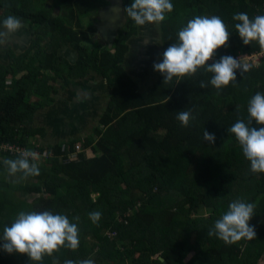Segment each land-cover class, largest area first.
<instances>
[{
  "label": "trees",
  "instance_id": "obj_1",
  "mask_svg": "<svg viewBox=\"0 0 264 264\" xmlns=\"http://www.w3.org/2000/svg\"><path fill=\"white\" fill-rule=\"evenodd\" d=\"M131 3L124 0L126 6ZM171 3L173 11L153 26L163 51L178 42V31L197 15L220 16L230 33L227 45L208 64L225 55L260 51L255 42L242 43L232 17L238 12L250 18L264 15V0ZM49 4L75 13L74 6L81 0H0V21L8 15L33 14L32 20L46 37L54 38L65 30L64 20L51 16ZM78 40L66 41L80 54L71 66L72 75L83 77L96 70L110 78L107 109L99 126L80 143H34L44 138L45 131L32 124L40 106L33 95L47 94L43 89L53 80L48 70L60 73L62 57L55 48L47 54L34 51L27 66L0 64V145L41 154L36 161L39 176L22 179L17 173L20 183L0 180V235L20 211H50L78 224L80 243L75 251L62 248L52 257L45 256L43 264L54 260L64 264L68 259L78 264L89 258L95 264H260L264 260V173L250 172V162L227 128L237 119H246L249 99L264 93V61L243 75L237 70L236 83L219 93L210 84L200 88L212 75L200 69L166 84L159 74L143 94L139 82L122 66L129 46L124 40L114 55L100 50L85 53ZM35 70L43 72L39 75ZM185 109L195 117L188 127L176 119V113ZM251 126L264 127L255 121ZM204 129L215 134L214 144L204 142ZM17 157L0 151V168L3 159ZM236 199L255 204L250 225L256 238L225 245L207 233ZM92 211L102 213L98 224L89 219ZM0 264L31 261L0 248Z\"/></svg>",
  "mask_w": 264,
  "mask_h": 264
},
{
  "label": "clouds",
  "instance_id": "obj_2",
  "mask_svg": "<svg viewBox=\"0 0 264 264\" xmlns=\"http://www.w3.org/2000/svg\"><path fill=\"white\" fill-rule=\"evenodd\" d=\"M171 0H132L124 8L126 18H130L136 26L158 24L165 20L166 13L173 11ZM235 30L242 43L247 46L256 43L264 54V15L251 17L245 12L235 13ZM23 28L21 18L8 15L0 22V46H6L20 33ZM230 33L222 18L217 15H197L187 21L178 31V42L172 43L164 52L160 62L154 63V71L164 77V84L173 78L183 80L204 69L212 74L208 83L201 82L200 88L210 84L217 93L236 83L237 70L243 75L248 71L240 60L231 55L222 56L212 64L217 50L227 45ZM168 99V98H167ZM237 111L239 109L237 108ZM176 119L182 127H188L195 119L191 110L185 109L176 113ZM264 125V93L257 92L247 103L246 119L237 121L227 131L238 142L244 157L250 162L252 174L264 173V127H252V122ZM203 140L214 144V133L203 130ZM38 155L31 150H24L15 159H3L2 163L9 176L22 174V179L40 175ZM255 204L243 199L229 203L227 210L214 222L208 231L209 237L215 236L225 245H233L243 240L252 241L256 238V230L250 225L254 216ZM102 217L100 211L89 213V219L98 224ZM76 221L79 217L74 218ZM0 248L8 254L26 255L31 264H43L45 256L52 257L62 248L75 251L79 247L78 224L71 222L66 215L54 214L50 211H20L10 226H5L0 235ZM53 264H59L54 260ZM64 264H77L71 259ZM78 264H95L93 259H83Z\"/></svg>",
  "mask_w": 264,
  "mask_h": 264
},
{
  "label": "flooded vegetation",
  "instance_id": "obj_3",
  "mask_svg": "<svg viewBox=\"0 0 264 264\" xmlns=\"http://www.w3.org/2000/svg\"><path fill=\"white\" fill-rule=\"evenodd\" d=\"M48 6L51 9L52 17L63 18L65 27L63 33L60 32L58 35H54V38H47L40 25L32 20L35 19L33 14L30 15L32 16L30 19L28 18L30 16H21L23 28L20 33L6 46H0V64L3 68L10 66L15 68L16 64L21 63L27 66L32 60V53L36 50L41 51L42 54H47L55 48L56 54L60 58L62 54L65 55L64 52L66 51L69 61L65 57H62L59 61L60 67L66 64V68H61L59 74L53 70L47 71V76L53 77L47 90L51 89L53 93L51 95L47 93L44 96L34 94L33 97H36V100L35 98L34 100L38 104L52 99L56 104L58 99H62L61 103L63 105L67 104V106L72 103L71 98L76 110L83 109L74 115L77 123L75 136L87 137L92 134L94 126L99 123L101 116L107 109L106 105H108L110 99V78L108 79L107 76L96 70H90L83 77L73 76L71 66L78 63L80 54L78 52V57L74 59L72 52L76 49L66 41H73L77 37L79 38L78 43L85 53L94 55L96 51L100 53V50L102 53L108 51L114 55L117 53L120 41L124 40L129 46L122 66L129 76L141 74L145 75L146 79L150 71V61L152 62L156 43L157 46L161 47V42L158 37H154V24H148L152 34L151 42L148 43L146 52L144 51L140 62L135 64V68L128 69L129 59L127 54L130 49V41L139 36L140 27L131 22L130 18H126L124 8L127 6L124 4V0H81L80 5L74 6L75 13L70 12L63 6L53 4ZM27 18L28 20H26ZM98 27H101L104 33H100ZM132 29L135 30V33H132ZM156 40L159 41L156 42ZM34 65L37 66L36 63ZM42 72L41 70L34 71L35 74L39 75ZM111 75L112 73L108 76ZM63 108L66 109L64 106ZM40 109H42L41 106L37 110ZM57 117H60V114ZM89 129H92L91 133L88 132Z\"/></svg>",
  "mask_w": 264,
  "mask_h": 264
},
{
  "label": "crops",
  "instance_id": "obj_4",
  "mask_svg": "<svg viewBox=\"0 0 264 264\" xmlns=\"http://www.w3.org/2000/svg\"><path fill=\"white\" fill-rule=\"evenodd\" d=\"M65 54V52H64ZM64 57V55H61ZM64 61V59H63ZM133 79L137 80L135 77L131 76ZM157 78L154 77L152 84L154 83V80ZM139 82V81H138ZM140 86V83H139ZM141 89V86H140ZM62 99H58V105H52L50 107L42 108L40 110H37L33 117L32 124L34 127L41 128L45 131L44 138L41 140L36 139L34 143L41 146V144L45 146L53 145L55 143H68L77 141L80 143L85 137L83 136H75V132L71 133L70 135L63 134V131H61V123L60 120L57 118V116L64 111L63 104L61 103ZM109 103V101H108ZM107 107V105H106ZM99 124L95 125L94 128L98 127ZM78 129V127H77Z\"/></svg>",
  "mask_w": 264,
  "mask_h": 264
},
{
  "label": "water",
  "instance_id": "obj_5",
  "mask_svg": "<svg viewBox=\"0 0 264 264\" xmlns=\"http://www.w3.org/2000/svg\"><path fill=\"white\" fill-rule=\"evenodd\" d=\"M98 31L100 33H104V31L102 30L101 27H98ZM151 36L152 34L150 33V25H145L143 27L139 28V36L132 39L130 41V49L129 52L127 54V57L129 59V63L127 65L128 69H134L135 68V64H137V62H140V59L142 58V55L144 54V51L146 52L147 49V45L149 42H151ZM154 37L155 38H159V33H154ZM159 40H156V42H158ZM157 46V43H156ZM160 47V46H159ZM67 52L65 51V59L69 61V58L67 57ZM72 55L75 58L78 57V52L77 51H73ZM70 101L72 102L70 105H68V107L64 110L63 112V116L66 119L65 121H59L61 123V131H63V134H65V136L68 133H74L76 131V121H75V114L79 112V110H83V109H78L76 110L74 108V103L72 101V99L70 98ZM161 261H164L163 258L160 259Z\"/></svg>",
  "mask_w": 264,
  "mask_h": 264
},
{
  "label": "rangeland",
  "instance_id": "obj_6",
  "mask_svg": "<svg viewBox=\"0 0 264 264\" xmlns=\"http://www.w3.org/2000/svg\"><path fill=\"white\" fill-rule=\"evenodd\" d=\"M163 52L164 51H163L162 47L156 46V48H154V56H152V62L150 61V67H149L150 71H149V74L147 76V79L145 78V75L133 74V77L138 79V81L140 83V86H141V91L143 92V94H147V92H149L150 89L152 88V82H153L154 77H156V78L159 77L160 73L154 71L153 65H154V63L160 62L162 60ZM63 67L66 68V64H63L61 68H63ZM6 80H7V82L10 81V79H6ZM154 82H156V80H154ZM43 91L46 92V93H49L50 95L53 93V91L51 89L47 90V88L43 89ZM52 105H55L53 99L51 101H47V102H44V103L40 104V106L42 108L50 107ZM57 105H58V103L56 104V106ZM64 107L67 108L68 107L67 104H64ZM63 112L64 111H62L60 113V117H57L60 121H65L66 120L64 118V116H63ZM98 124H100V120H99ZM88 132L91 133L92 129H89ZM78 146L80 147L81 144H79ZM17 178H19V177H17V176H9L8 172H7V169L5 167H3V168L1 167L0 168V180L7 181V182H13V183H16V182L20 183V180H18ZM260 264H264V260L261 261Z\"/></svg>",
  "mask_w": 264,
  "mask_h": 264
},
{
  "label": "built area",
  "instance_id": "obj_7",
  "mask_svg": "<svg viewBox=\"0 0 264 264\" xmlns=\"http://www.w3.org/2000/svg\"><path fill=\"white\" fill-rule=\"evenodd\" d=\"M234 58L239 59L240 63L243 66H246L247 68L259 67L260 64L264 61V54H262L261 51H255V52L240 54ZM0 151L7 153V154H15L16 156H19L20 153L24 151V149L17 147V146H9L6 144H1ZM36 153L38 155L37 160H39L41 154H39L38 152Z\"/></svg>",
  "mask_w": 264,
  "mask_h": 264
}]
</instances>
